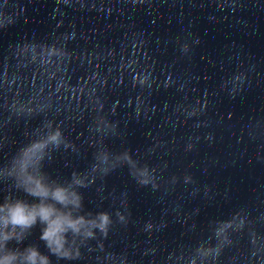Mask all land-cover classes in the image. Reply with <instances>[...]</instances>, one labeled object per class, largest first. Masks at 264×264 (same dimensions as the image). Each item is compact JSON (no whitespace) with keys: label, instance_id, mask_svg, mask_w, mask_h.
I'll use <instances>...</instances> for the list:
<instances>
[{"label":"water","instance_id":"obj_1","mask_svg":"<svg viewBox=\"0 0 264 264\" xmlns=\"http://www.w3.org/2000/svg\"><path fill=\"white\" fill-rule=\"evenodd\" d=\"M48 121L54 178L113 168L59 264H264V0H0V166Z\"/></svg>","mask_w":264,"mask_h":264},{"label":"clouds","instance_id":"obj_2","mask_svg":"<svg viewBox=\"0 0 264 264\" xmlns=\"http://www.w3.org/2000/svg\"><path fill=\"white\" fill-rule=\"evenodd\" d=\"M69 145L62 128L48 121L0 166L12 169L7 175H0V184L9 188L0 201V264H54L53 257L56 264L73 261L80 258L81 247L89 241L107 237L113 213L87 211L81 189L89 187L98 174L102 178L113 170L107 166L111 151L105 147V154L101 155L97 150L88 169L73 170L65 179L54 178L45 166L52 162L55 152ZM142 174L146 176L147 168ZM115 215L125 222L120 211ZM225 225L230 226V222ZM37 228L46 252L38 243H24Z\"/></svg>","mask_w":264,"mask_h":264}]
</instances>
